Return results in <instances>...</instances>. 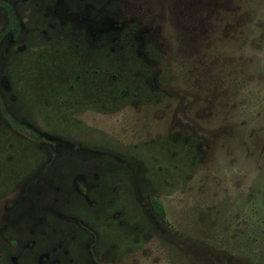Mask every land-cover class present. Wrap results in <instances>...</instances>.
Here are the masks:
<instances>
[{
  "label": "rangeland",
  "instance_id": "rangeland-1",
  "mask_svg": "<svg viewBox=\"0 0 264 264\" xmlns=\"http://www.w3.org/2000/svg\"><path fill=\"white\" fill-rule=\"evenodd\" d=\"M0 26V264H264V0H0Z\"/></svg>",
  "mask_w": 264,
  "mask_h": 264
},
{
  "label": "trees",
  "instance_id": "trees-1",
  "mask_svg": "<svg viewBox=\"0 0 264 264\" xmlns=\"http://www.w3.org/2000/svg\"><path fill=\"white\" fill-rule=\"evenodd\" d=\"M149 205L151 207L152 212L160 219L164 220L165 219V213L163 210L162 205L160 202H158L156 199L151 198L149 200Z\"/></svg>",
  "mask_w": 264,
  "mask_h": 264
},
{
  "label": "flooded vegetation",
  "instance_id": "flooded-vegetation-1",
  "mask_svg": "<svg viewBox=\"0 0 264 264\" xmlns=\"http://www.w3.org/2000/svg\"><path fill=\"white\" fill-rule=\"evenodd\" d=\"M5 29H6V26H4V27H2L1 28V26H0V33H2V37H1V40L3 39V35H4V33H6L5 32ZM5 63H6V60H5V58H1V66L2 67H4V65H5ZM2 69V68H1ZM3 82V81H2ZM21 109H22V111L24 112V114H27V113H29L30 114V110H26V104H24V103H22L21 104ZM151 208V207H150Z\"/></svg>",
  "mask_w": 264,
  "mask_h": 264
}]
</instances>
